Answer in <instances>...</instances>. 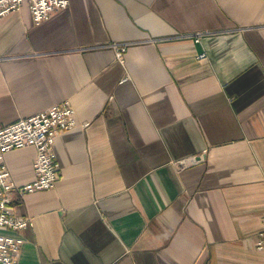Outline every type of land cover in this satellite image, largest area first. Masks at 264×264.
Segmentation results:
<instances>
[{"label":"crops","instance_id":"obj_1","mask_svg":"<svg viewBox=\"0 0 264 264\" xmlns=\"http://www.w3.org/2000/svg\"><path fill=\"white\" fill-rule=\"evenodd\" d=\"M0 55V124L65 99L78 120L56 185L12 192L17 264H264V0H69L40 23L24 1ZM35 154H4L17 184Z\"/></svg>","mask_w":264,"mask_h":264},{"label":"built area","instance_id":"obj_2","mask_svg":"<svg viewBox=\"0 0 264 264\" xmlns=\"http://www.w3.org/2000/svg\"><path fill=\"white\" fill-rule=\"evenodd\" d=\"M28 1L34 22L40 23L53 12L68 6L69 0H0V18L6 13L18 9ZM199 39V35L196 37ZM133 41H113L109 43L115 50L118 60L123 61L124 52ZM3 56L0 55V60ZM78 123L73 104L69 99L56 102L31 115L0 124V226L21 230L33 224L29 216L15 212L12 204V192H31L53 188L60 174L59 163L54 152V142L59 132ZM33 145L34 177L25 183L17 184L5 161L4 154L15 148ZM200 156L192 155L174 161L178 169L197 163ZM23 243L21 235L0 232V264H17L18 254ZM258 248H264V230L259 233Z\"/></svg>","mask_w":264,"mask_h":264}]
</instances>
